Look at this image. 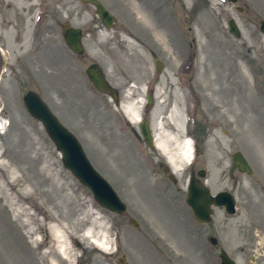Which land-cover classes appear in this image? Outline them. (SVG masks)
Listing matches in <instances>:
<instances>
[{"label": "rangeland", "instance_id": "1", "mask_svg": "<svg viewBox=\"0 0 264 264\" xmlns=\"http://www.w3.org/2000/svg\"><path fill=\"white\" fill-rule=\"evenodd\" d=\"M99 1L116 18L114 28L82 0H0V118L6 125L0 162L13 165L21 189L44 196L39 202L54 190V213L75 233L68 264H221L222 250L236 264H264V0ZM231 20L240 38L231 34ZM66 26L82 30V56L65 43ZM92 64L102 68L117 101L90 83ZM30 91L79 139L93 168L127 205L126 214L102 207L65 167L24 104ZM133 101L143 105L154 146L161 127L190 138L191 164L181 160L176 172L163 151L147 146L139 118L131 121L123 111ZM237 152L253 174L232 172ZM201 170L213 194L234 195L235 215L216 209L212 223L197 222L186 200ZM61 184L69 189V208L60 199ZM8 193L0 191V264H53L59 244L46 239L45 229L29 235L26 217H18L12 203L28 205ZM87 210L105 224V250L84 238L93 217L77 225Z\"/></svg>", "mask_w": 264, "mask_h": 264}, {"label": "water", "instance_id": "2", "mask_svg": "<svg viewBox=\"0 0 264 264\" xmlns=\"http://www.w3.org/2000/svg\"><path fill=\"white\" fill-rule=\"evenodd\" d=\"M231 3H237L238 0H228ZM96 9V14L102 20L107 28H114L116 19L105 8L99 0H82ZM240 11V10H239ZM230 32L237 38H240V31L233 20L229 23ZM261 32L264 34V21L261 22ZM64 40L69 49L78 56L85 52L83 45V32L81 29L66 26ZM156 66L159 72L163 69V64L156 59ZM87 77L97 91L112 96L117 101V93L108 83L105 75L98 64H92L86 71ZM149 106L152 104V97H148ZM24 103L30 114L42 122L50 138L55 143L59 152L63 156V162L68 170L93 193L96 201L104 208L120 215L127 213V205L120 199L113 187L97 172L89 162L87 155L79 140L66 129L57 117L52 113L47 104L35 92H28L24 97ZM141 133L147 145L153 149V137L149 128V122L145 121L141 126ZM232 172L236 169L241 173L253 174V170L243 154L237 152L233 158ZM207 177V172L201 170L198 177H193L188 185L187 204L192 209L195 218L201 224H210L215 215V209H225L229 215L237 213L236 199L230 192H220L214 195L203 182ZM132 224L137 226L132 220ZM210 242L216 246L218 240L210 238ZM221 264H236L228 254L222 250L220 253Z\"/></svg>", "mask_w": 264, "mask_h": 264}, {"label": "bare ground", "instance_id": "3", "mask_svg": "<svg viewBox=\"0 0 264 264\" xmlns=\"http://www.w3.org/2000/svg\"><path fill=\"white\" fill-rule=\"evenodd\" d=\"M142 101L141 102L144 104L143 99ZM123 111L129 120L134 121L138 117L139 118L138 121L140 122L141 112L143 111V105L133 101L128 103V105L123 106ZM0 115H2V112L0 113ZM2 129H5V127H3ZM158 132L159 133L158 134L155 133L154 136L155 147L163 151L168 162L170 163L172 168L176 170V172H178L181 168L182 165L181 160H186V163L188 165L192 163L193 148L190 138L184 137L181 140L174 133L170 131L167 132L166 130H164L163 127H161V129H159ZM182 132L185 133L184 128H182ZM22 139H20L19 143H16L15 146H21ZM172 143L177 145L176 151L170 149V145ZM2 158L3 155L0 154V159ZM12 169H13V165H10L9 162L6 161V159H3V161L0 162V180L3 183V186H0V191L4 193L6 197L9 198L10 196L8 192L10 191L11 195H13L14 198H19V201L23 203H27L28 205L27 208H22V206H20L18 202L12 203V205L15 206L16 215L18 217H22V216L26 217L27 222H24V226L30 227L29 230L27 231L29 235H35L39 231H43L45 229L44 235L46 239L51 238L52 241L57 242L59 244L58 250L55 251L56 255L51 258L53 259L52 263L53 264L71 263L75 258V254L74 251L71 249L69 240L74 238L75 233L68 231V229L66 228V224H63L60 220H58L59 219L58 216L55 215L54 213V210L57 207L55 205L54 190L52 191L54 193V197H51L49 194H47L49 195L50 201L47 199L46 201L39 202V199H41L44 196L40 195L39 197H37L36 190L35 191L32 190V193H28L24 189H21L20 187L23 181L21 178L16 176L15 172L12 171ZM68 190L69 189L65 186V184L60 185V191L65 194L64 196L60 197L61 200L64 199L69 200L68 198H70L69 197L70 194ZM65 202L66 203L64 206L69 208V205H71L70 201H65ZM47 204L51 205L52 209L48 208ZM29 210H32L33 213H29ZM39 216L43 217V221H39L37 219L39 218ZM87 217L90 218L93 217V213H91L90 210H87L83 214V220H78L77 225L83 224V221ZM64 219H66V216H64ZM46 222H49L48 226L45 225ZM104 226L105 224L102 222V218L93 217L91 221V226L86 230V234L84 238L94 239L95 244L103 248L104 242L102 240L105 239V236H103L102 232L104 230L103 228ZM97 230H100V232H98ZM103 250L105 249L103 248ZM57 256L60 257L61 261L57 259Z\"/></svg>", "mask_w": 264, "mask_h": 264}, {"label": "flooded vegetation", "instance_id": "4", "mask_svg": "<svg viewBox=\"0 0 264 264\" xmlns=\"http://www.w3.org/2000/svg\"><path fill=\"white\" fill-rule=\"evenodd\" d=\"M192 122H195V119H193V117H192Z\"/></svg>", "mask_w": 264, "mask_h": 264}]
</instances>
